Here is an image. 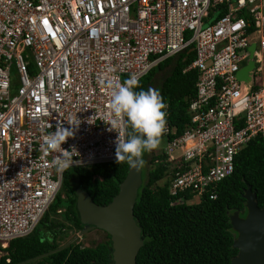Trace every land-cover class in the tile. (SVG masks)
I'll use <instances>...</instances> for the list:
<instances>
[{
    "label": "built area",
    "instance_id": "1",
    "mask_svg": "<svg viewBox=\"0 0 264 264\" xmlns=\"http://www.w3.org/2000/svg\"><path fill=\"white\" fill-rule=\"evenodd\" d=\"M252 44L263 56L264 0H0L1 247L30 235L61 190L67 170L52 166L41 128L76 118L61 145L79 153L72 168L115 162L109 82L139 81L191 46V126L176 136L167 123L157 151L172 196L215 200L237 155L264 138V68L237 78Z\"/></svg>",
    "mask_w": 264,
    "mask_h": 264
},
{
    "label": "trees",
    "instance_id": "2",
    "mask_svg": "<svg viewBox=\"0 0 264 264\" xmlns=\"http://www.w3.org/2000/svg\"><path fill=\"white\" fill-rule=\"evenodd\" d=\"M194 60L191 46L159 64L135 89L159 91L166 104V121L176 129V136L191 126L189 103L196 94L197 72L186 69ZM157 152L154 149L150 156L149 152L143 156V183L134 207L143 241L137 264H230L238 254L233 247L237 235L231 216L245 217L248 188L264 209V138L252 140L237 155L234 172L218 184L215 200L203 197L195 205L189 204L194 195H171L165 180L169 174L166 157ZM145 165L149 168L144 174ZM128 168L127 163L115 161L67 170L59 194L36 229L11 241L6 249L0 245V264H114L111 238L104 231V239L92 246L78 241L60 243L69 232L84 229L77 208L78 191L88 194L96 205L106 206L118 194Z\"/></svg>",
    "mask_w": 264,
    "mask_h": 264
},
{
    "label": "water",
    "instance_id": "3",
    "mask_svg": "<svg viewBox=\"0 0 264 264\" xmlns=\"http://www.w3.org/2000/svg\"><path fill=\"white\" fill-rule=\"evenodd\" d=\"M249 51V59L237 73V78L252 83L255 44ZM142 183V168L129 167L118 194L110 204L101 207L85 192L77 193V208L84 225L79 237L95 229L106 232L111 238L114 264H137V255L143 247L142 232L134 219V207ZM244 199L247 202L245 217L239 213L231 216V225L237 235L233 247L238 254L230 264H264V209L258 207L256 194L251 188L246 190Z\"/></svg>",
    "mask_w": 264,
    "mask_h": 264
},
{
    "label": "clouds",
    "instance_id": "4",
    "mask_svg": "<svg viewBox=\"0 0 264 264\" xmlns=\"http://www.w3.org/2000/svg\"><path fill=\"white\" fill-rule=\"evenodd\" d=\"M109 125L111 129H119L116 140V162H125L131 169H139L144 165L143 156L151 152L160 144V138L166 128V104L159 91L149 88L139 90L138 79L133 76L124 83L113 85L109 82ZM75 118L69 128L58 125L55 130L47 131L44 127L43 144L45 153L58 152L59 155L51 162L58 173L63 174L79 156L73 146L67 150L61 147L69 138L74 136L79 125ZM51 124L47 128H51Z\"/></svg>",
    "mask_w": 264,
    "mask_h": 264
},
{
    "label": "rangeland",
    "instance_id": "5",
    "mask_svg": "<svg viewBox=\"0 0 264 264\" xmlns=\"http://www.w3.org/2000/svg\"><path fill=\"white\" fill-rule=\"evenodd\" d=\"M236 0H233V2L235 3ZM260 49L257 48V52L254 55V62L256 65V68H264V54L263 56H261L260 54ZM163 146V142H160L159 146L155 149V150H159L161 149V147ZM158 153V152H157ZM149 156H150V152H149ZM150 158V157H149ZM148 166L145 165L143 168V173L145 174V171L148 170ZM200 202V199L197 197H194L193 199H191L189 201V204L191 205H195L198 204ZM104 239V233L95 229L92 230L86 234H84L82 237H79V233H74V232H69L68 235L64 238V240L61 241V245H66L70 242H75L78 241L81 244H83L84 246H92L94 243L100 242Z\"/></svg>",
    "mask_w": 264,
    "mask_h": 264
},
{
    "label": "flooded vegetation",
    "instance_id": "6",
    "mask_svg": "<svg viewBox=\"0 0 264 264\" xmlns=\"http://www.w3.org/2000/svg\"><path fill=\"white\" fill-rule=\"evenodd\" d=\"M243 218V217H242Z\"/></svg>",
    "mask_w": 264,
    "mask_h": 264
}]
</instances>
